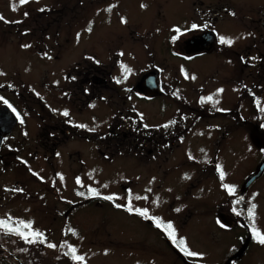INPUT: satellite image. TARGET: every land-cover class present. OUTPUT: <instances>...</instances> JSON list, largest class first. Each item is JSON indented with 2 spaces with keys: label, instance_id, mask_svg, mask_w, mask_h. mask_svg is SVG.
<instances>
[{
  "label": "flooded vegetation",
  "instance_id": "obj_1",
  "mask_svg": "<svg viewBox=\"0 0 264 264\" xmlns=\"http://www.w3.org/2000/svg\"><path fill=\"white\" fill-rule=\"evenodd\" d=\"M117 1L91 0L93 5L100 6H111ZM181 1L183 9L179 18L173 15L169 19L168 11L177 8L175 2L171 9L159 3L155 12L145 17L149 24L126 28L133 42L129 59L144 58L146 65L125 88L124 100L131 101L113 118L106 138L111 139L114 154L133 152L135 159L130 160L140 166L146 185L155 181L159 189V183L165 182L169 189L181 191L190 200L179 206L172 196L164 212L135 214L154 231L166 251L187 264L185 245L190 238L184 235V228L191 220H200L203 226L191 225L199 235L204 231L211 240L217 233L220 239L226 236L234 239L222 264L242 249L243 253L230 262L241 264L251 255L256 234L264 225L260 215L264 206L259 202L260 197L264 198V166L261 167L264 163V0ZM55 10L44 9L39 18L33 16L29 20L30 29L22 33L30 38L23 43H31L32 50L43 61L58 59L62 43L57 36L63 27H68V20L64 23L60 13L49 16ZM19 24L23 23H14L16 32L21 28ZM119 24L124 28L123 22ZM192 25L197 28L193 29ZM139 32L154 36L150 48ZM226 34L236 37L231 45L220 42V37L226 38ZM137 48L142 49L143 56H137ZM123 57L124 53L118 52L114 64L107 68L97 61L88 63L85 66L88 69L92 65L90 71L81 70L76 64L65 80L89 82L94 93L86 101L88 106L100 98L99 85L107 89L115 84V66H121ZM165 58L173 62L168 64ZM151 73L155 75L157 88L146 84L138 87L141 79ZM18 87L0 82V112L4 113L0 115V177L9 171H4L2 165L29 164L41 155L44 159L56 157L69 136L76 137L80 132L82 136L83 132L78 116L83 106H76L75 114L70 115L63 108L54 109L31 87L26 94L19 92ZM155 99L160 102V108L149 118L142 105ZM33 101L39 103L42 114L35 113ZM65 111L68 116L63 115ZM12 114L17 121L9 130L6 123L9 116L14 117ZM36 115L43 121L37 133L33 124ZM72 155L78 152L69 154V158ZM259 168L261 173L245 185ZM13 173L19 175V168ZM208 187L215 192L220 188L225 193L223 197L217 196L215 205L210 204L211 198L204 193ZM25 189L28 190V185L21 187L15 179L16 192ZM21 195L30 198L29 194ZM66 216L64 211H59L55 217Z\"/></svg>",
  "mask_w": 264,
  "mask_h": 264
},
{
  "label": "rangeland",
  "instance_id": "obj_2",
  "mask_svg": "<svg viewBox=\"0 0 264 264\" xmlns=\"http://www.w3.org/2000/svg\"><path fill=\"white\" fill-rule=\"evenodd\" d=\"M174 2L177 8L168 11L169 19L173 15L179 18L183 9L181 0H118L111 6L93 5L91 0H30L24 5H20L19 0H0V17H3L0 20V82L19 85V92L24 94L30 92L31 87L54 109L63 108L70 115L75 114L76 106L84 107L78 114L83 126L82 136L81 132L76 137L69 136L56 157L44 159L39 152L41 157L29 164L10 162L1 166L4 171H9L0 177V195L4 197L0 200V220L5 222L0 227V241L17 251L23 260L33 262L35 256L43 253L56 258L53 260L56 263L49 260L48 264H184L165 250L154 231L135 214L145 210L148 213L164 212L172 196L179 206L190 200L181 191L169 189L165 182L159 183V189L155 181L146 185L140 166L133 162V152L120 154L115 151L114 154L111 139L106 138L113 118L131 101L124 100L125 88L146 65L144 58L137 57L144 55L141 48L136 49L137 58L129 59L133 42L126 28L149 24L150 20L145 17L155 12L159 3L171 9ZM44 9H57L49 16L60 13L64 23L68 20V27H63L57 36L58 42L62 43L61 54L53 61L39 59L32 44L23 43L30 40L22 35L31 27L29 20L35 15L39 18ZM16 22L23 23L19 24L20 30L23 28L21 31L16 32ZM119 22H123L124 28ZM139 34L144 36L150 48L154 36ZM226 38L236 39L228 34ZM118 52L124 53L125 60L121 66H115V84L107 89L99 85L100 98L86 106L94 93L89 82L85 79L84 84H79L76 73V83L65 77L74 72L72 67L76 64L86 71H90L92 65H88V69L85 65L93 61L106 64L102 67L107 68L114 64ZM165 61L173 62L171 58H165ZM120 72L121 80L117 78ZM152 101L142 105L149 118L160 108L158 100ZM32 107L35 113L42 114L37 101H33ZM42 122L38 115L33 117L36 133ZM73 152L78 155L69 158ZM17 167L19 175L13 173ZM15 179L21 187L27 184L28 190L16 192ZM204 193L211 198V205H215L217 196L225 194L220 188L215 192L209 187ZM21 194H29L30 198ZM259 200L264 206V198ZM263 210L260 209V215L264 218ZM59 211H64L67 216L56 218ZM193 223L203 226L200 220H191L184 228V235L190 238L185 245L186 259L198 264H222L234 239L230 236L220 239L217 233L213 236L217 242L213 243L204 231L199 235L197 228L191 226ZM7 225L12 230H5ZM258 232L264 235V225ZM49 244L56 247L50 248ZM251 251L241 264H264V244L259 243L257 234ZM191 252L198 255L191 256L188 254Z\"/></svg>",
  "mask_w": 264,
  "mask_h": 264
},
{
  "label": "trees",
  "instance_id": "obj_3",
  "mask_svg": "<svg viewBox=\"0 0 264 264\" xmlns=\"http://www.w3.org/2000/svg\"><path fill=\"white\" fill-rule=\"evenodd\" d=\"M5 230H12L10 225L4 227ZM49 254H40L35 256L34 261L23 260L21 255L11 249L9 246L4 245L0 241V264H48L49 260H56L54 256H48ZM56 263V261H53Z\"/></svg>",
  "mask_w": 264,
  "mask_h": 264
},
{
  "label": "snow or ice",
  "instance_id": "obj_4",
  "mask_svg": "<svg viewBox=\"0 0 264 264\" xmlns=\"http://www.w3.org/2000/svg\"><path fill=\"white\" fill-rule=\"evenodd\" d=\"M29 2H30V0H19V4H20V5H24V4H27V3H29ZM142 7H144V6L142 5ZM15 10H16V7H15V5H14V6H13V11H15ZM41 11H43V10H41ZM25 16H27V13H25ZM2 19H3V17H0V20H2ZM192 28H193V29L197 28V25H192ZM220 42H221L222 44H228V45H231V44L233 43V41H232L231 39H228V38H225V37H220ZM117 82H119V81H117ZM218 91H223V90L220 89V90H218ZM209 99H211V98L209 97ZM13 111H15V110H13ZM63 115H64V116H68V112L65 111V112L63 113ZM173 123H174V122H173ZM81 127H83V126H81ZM221 178H223V176H221ZM105 199H111V197H105ZM117 207H119V205H117ZM253 207H254V206H253ZM129 211H131V209H129ZM137 211H138V212H141V210H139V209H137ZM145 211H146V210H145ZM177 211H179V209H177ZM141 214H144V212H141ZM250 214H251V213H250ZM4 224H5V222L2 221V220H0V227L4 226ZM169 228H171V225H169ZM257 235L259 236V243L264 244V235H260L259 233H257ZM181 243H183V241H181ZM48 247H50V248H54V247H56V245L49 244ZM188 254L191 255V256H196V255H198V254L195 253V252H191V253H188ZM75 259L80 260V259H82V257H75Z\"/></svg>",
  "mask_w": 264,
  "mask_h": 264
},
{
  "label": "water",
  "instance_id": "obj_5",
  "mask_svg": "<svg viewBox=\"0 0 264 264\" xmlns=\"http://www.w3.org/2000/svg\"><path fill=\"white\" fill-rule=\"evenodd\" d=\"M148 82H152V89H156V88H157L156 80H155V79H154V81L151 80V77H150L149 74L146 75L145 77H143V78L141 79V81L139 82V87H140L141 85H145V84H147ZM2 114H4V113H1V112H0V115H2ZM15 122H16V119H15V118L13 119L12 116H9V119H8V122L6 123V125H7L9 128H11V127L15 124ZM9 130H10V129H9ZM263 166H264V163L261 165V167H263ZM259 169H260V168H259ZM260 173H261V169H260V170H257L256 174H255V175H252V176L246 181L245 185L249 184L250 180H252L253 178L257 177ZM242 253H243V250L241 249V250H240L239 252H237L233 257H231L230 260H228L226 264H230V262H231L232 259H235V258L239 257ZM187 264H195V263H188V262H187Z\"/></svg>",
  "mask_w": 264,
  "mask_h": 264
}]
</instances>
